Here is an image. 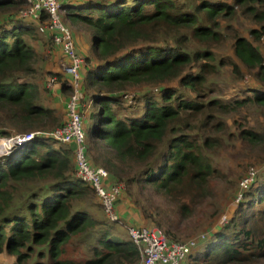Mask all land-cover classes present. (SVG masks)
Wrapping results in <instances>:
<instances>
[{
  "label": "trees",
  "instance_id": "1",
  "mask_svg": "<svg viewBox=\"0 0 264 264\" xmlns=\"http://www.w3.org/2000/svg\"><path fill=\"white\" fill-rule=\"evenodd\" d=\"M60 3L62 22L72 27L76 52L84 61L80 69L83 121L82 104L89 91H93L89 101L99 107L91 115L99 116L98 122L87 131L84 124V132L105 147L101 165L110 172L108 183L128 186L115 202L116 213L127 201L141 216V226L126 225L118 213L119 219L112 221L102 205L98 215L92 204H80L97 195L77 177L74 145L66 147L41 134L0 158V256L15 258L13 264H138L141 254L129 227L150 222L162 230L169 244L186 242L195 233L187 224L213 196L219 172L211 153L221 137H215L214 130L225 132L222 115L244 108L264 110V54L256 45L264 38V0ZM27 4L26 0H0V128L8 125L20 134L50 132L66 123L43 98L48 90L55 96L56 86H39L37 52L26 39L35 38L49 17H21L20 10ZM240 10L261 24L251 30L250 39L236 35L233 45L234 69H243L253 81L237 99L200 101L197 96L214 72V47L223 43L224 28L229 27L225 23L235 20ZM79 26L89 33L84 45ZM53 33L49 32V42L55 55L69 63L62 46L53 43ZM54 65L46 69L43 63V70L58 77L60 93L71 97L72 78ZM191 67L197 72H187ZM174 82L177 88L172 87ZM129 87L147 91L137 95ZM64 97L69 101L68 95ZM9 135L0 129V137ZM239 138L263 147V159L243 173L232 216L206 231V239L183 264H264V132L244 128ZM86 154L90 164L99 167L88 146ZM251 169L257 172L254 182L242 189L241 181L251 175ZM135 184L161 196L166 207L152 205L151 211L141 205L132 194Z\"/></svg>",
  "mask_w": 264,
  "mask_h": 264
},
{
  "label": "rangeland",
  "instance_id": "2",
  "mask_svg": "<svg viewBox=\"0 0 264 264\" xmlns=\"http://www.w3.org/2000/svg\"><path fill=\"white\" fill-rule=\"evenodd\" d=\"M27 9H30V4L24 6V8H22V10L20 11H25ZM29 22L32 21L29 20ZM227 25L229 27L224 28L225 37L223 43L214 47V50L217 54L215 62L216 64L213 65L214 72L210 76V82L204 89H202V91H200L199 96H197V99L200 101L208 102L210 99H223L224 101L229 102L232 99H237L241 97L240 91L244 90L247 85L251 84L253 81L250 75L245 73L243 69H234L233 45L236 35H241L250 39L251 30L259 28L261 24L254 21V19H252L248 14H245L242 12V10H240L237 18L235 20H232L231 22H226L225 26ZM44 26L47 25L45 24ZM67 27L71 31H73L70 25ZM49 32V28H46L45 32L36 33L35 38L28 36L26 37V39L31 42L37 52L35 67L38 70L36 79L39 82V86L43 88L42 86L44 84L49 88H54L56 86L57 89L60 87V79H58V77H55L51 73L46 72L47 70H43V63L46 66V69L51 66L53 67L54 64L57 66L59 65L61 66V68H63L64 64L68 65L69 63H64V61H62L60 57L58 58L57 54L55 55L49 42ZM78 33L84 36V38L81 39V42L84 45L85 42H87V35H89L88 30L79 26ZM53 43H55L54 38ZM256 45L264 54V38L261 42L256 43ZM91 58L93 61L97 60L96 56H92ZM234 62L237 63V61L235 60ZM189 71L197 72V68L191 67L187 69V72ZM172 87L177 88V82H174V85H172ZM204 90H207L206 94L203 92ZM48 91H46L45 95L43 94V98H45V102L49 106V104H53L54 95H51ZM145 91H147L145 87L130 89V93L135 94L138 92L137 95H142ZM91 94H93V91H89L88 99L84 102V104H82L84 111L83 116L85 122V131H87V129L91 126L94 127L99 119V116L91 118V115H96L99 109V107L97 108L96 106H94L93 102L89 101ZM64 95H68V98L70 97V94L67 92H65ZM190 95L191 98L195 97V95L193 94ZM132 97L133 96L131 95L128 96V104L130 103V99ZM130 112L132 113V111ZM65 115L67 116V122V108ZM222 118L225 123V132L221 134V132H217L216 130H214L216 134L215 137H221L219 146L213 149V152L211 153V156L216 159L215 164L217 165V169L219 172V174H217L216 176L217 179H215L213 182V196L206 200L204 204L197 209L195 218L187 224L188 228L195 230V233L186 238L184 241L195 238L203 233H206V231L209 232L208 230H212L214 226L218 225L219 221H221L223 217H229L230 215L232 216L231 213L233 212V209H235V206L233 205V197L243 173L246 171L247 167H249L250 165H259L260 161L263 159V147L252 145L250 146L248 142H245L239 138V133L244 128L264 132V110L255 108L231 110L229 111V113L223 114ZM7 126L8 125H1L0 128L4 133L5 131L10 133L8 137L4 138H16L17 134H20V132L16 128ZM85 136L87 141L86 145L89 147L91 155L93 157L97 156V165L99 167H103L101 164L105 162L104 160L106 158V150L103 143L95 139H90L87 134H85ZM4 145L5 144L0 141V150L1 147H4ZM133 167L134 166L132 165L131 169H133ZM121 185H123L125 191L128 189V186L125 183L122 182ZM131 188L133 197L139 199L141 205H144L151 211L154 209L152 205H160L166 207V203L163 202L161 196H158L156 194L152 195L151 191H142L141 187L137 184L133 185V187ZM128 198L131 199L130 196H128ZM87 200L88 201L84 200L79 203L82 205L92 204L95 207L94 209H96L98 215H101V209H99L101 203L98 197L92 194L87 198ZM137 208L141 212V207L139 208L137 206ZM104 216L105 214L102 208V218H104ZM132 223L133 222L128 220L125 222L126 225ZM144 227H152L154 229H158L150 222H146V224H144ZM121 228V226H118V229L122 230ZM127 228L128 227H125V229L123 228V231H125L126 234ZM13 263H15V258H12L8 255L0 256V264Z\"/></svg>",
  "mask_w": 264,
  "mask_h": 264
},
{
  "label": "built area",
  "instance_id": "3",
  "mask_svg": "<svg viewBox=\"0 0 264 264\" xmlns=\"http://www.w3.org/2000/svg\"><path fill=\"white\" fill-rule=\"evenodd\" d=\"M30 9L21 12V17L40 19L43 15L49 17L47 26H40L41 32L46 28L55 32L53 35L56 45H61L64 54L69 59L68 65H63L64 71L72 78L73 94L67 103L68 120L63 126L50 132H34L19 134L16 138H1L5 145L1 147L0 157L12 152L16 146H20L43 134L51 137L59 144L74 145V159L77 167V177L89 183L94 189L105 213L112 221H117L119 216L115 211V202L124 191V187L117 183H108L109 173L102 167L92 166L88 160L84 121L80 113V69L84 65L83 59L77 54L72 39V31L62 22L60 0H26ZM257 175L255 169H251V175L241 181L242 189H248ZM241 196L238 197L240 200ZM227 217L222 218L225 223ZM129 234L135 245L140 250V262L138 264H183L186 258L198 247L199 243L206 239L207 233L191 238L184 243L169 244L160 229L147 227H129Z\"/></svg>",
  "mask_w": 264,
  "mask_h": 264
},
{
  "label": "crops",
  "instance_id": "4",
  "mask_svg": "<svg viewBox=\"0 0 264 264\" xmlns=\"http://www.w3.org/2000/svg\"><path fill=\"white\" fill-rule=\"evenodd\" d=\"M84 51V50H83ZM87 52V51H86ZM57 94H55V99L53 101V104H49V107L55 108L58 112L64 116V120L67 119V116L65 115L66 108H67V102L68 99H65L64 95L60 93L59 88L55 90ZM84 112V111H83ZM117 213L120 217L125 221H131L132 224H128L130 226H141L139 223L142 221L141 216L139 213L134 210L127 201L122 202V205L118 207ZM129 227V226H128Z\"/></svg>",
  "mask_w": 264,
  "mask_h": 264
},
{
  "label": "clouds",
  "instance_id": "5",
  "mask_svg": "<svg viewBox=\"0 0 264 264\" xmlns=\"http://www.w3.org/2000/svg\"><path fill=\"white\" fill-rule=\"evenodd\" d=\"M0 138H4V137H0ZM7 156V155H6ZM3 157H5V156H3ZM3 157H0V158H3Z\"/></svg>",
  "mask_w": 264,
  "mask_h": 264
}]
</instances>
